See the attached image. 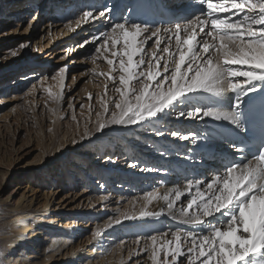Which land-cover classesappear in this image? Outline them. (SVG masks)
Segmentation results:
<instances>
[{"label": "snow or ice", "instance_id": "snow-or-ice-1", "mask_svg": "<svg viewBox=\"0 0 264 264\" xmlns=\"http://www.w3.org/2000/svg\"><path fill=\"white\" fill-rule=\"evenodd\" d=\"M197 3L202 6L198 12L176 15L178 22L170 27L153 28L122 16L119 22L110 23L107 31L81 43V47L96 44L92 63L103 59L110 70L93 72L112 81L114 94H118L105 99L109 89L104 85L105 96L99 97L94 130L86 123L81 139L113 125H143L170 113L177 119L207 118L250 133L252 140H259L258 151L251 159L243 162L244 144H232L241 162L226 164L222 173L206 183L186 179L183 189L176 185L163 194L153 188L137 198L146 202L138 216L117 210L104 227L167 215L187 227L137 236L132 243H144L136 255L147 254L152 264H181V258L186 264H264V0ZM148 10L159 11L151 6ZM109 13L110 8L96 14L84 11L74 23L79 27L90 19L111 20ZM72 24L69 21L66 27L72 28ZM153 37V47L146 50ZM10 54L15 56L17 52ZM229 93L234 97L230 103L226 99ZM88 98L92 99L91 93ZM54 99L57 103L63 99L62 88ZM185 105L191 107L186 111ZM72 119L76 120L75 112ZM171 135L197 139L195 133L173 131ZM185 196L186 203H178ZM153 201H163L164 206L158 212L147 210ZM124 244L121 241L117 248L122 250Z\"/></svg>", "mask_w": 264, "mask_h": 264}, {"label": "rangeland", "instance_id": "rangeland-1", "mask_svg": "<svg viewBox=\"0 0 264 264\" xmlns=\"http://www.w3.org/2000/svg\"><path fill=\"white\" fill-rule=\"evenodd\" d=\"M109 1L110 0H93V6H87L86 9L93 10L94 6H101L104 10L105 8L112 9ZM165 1L170 5L174 1L184 2L185 0ZM34 5L35 8L27 10V14L24 15L21 20L20 23L22 25L17 32H12L16 29L14 26L9 28L0 27V68L3 66L1 68L3 73L6 68L10 72L11 70H13V73L15 72L6 83V86L17 81L20 83L12 87L13 90L11 93L8 92L9 89H7L4 93L0 94V260L2 263H6V259L10 256L7 252V245L4 238L12 234V230L8 227V220L13 213L9 215L6 211L12 207L18 208L19 204L17 201L22 198L24 192H19L16 189L25 187L32 189L35 195H38L40 198L39 201L36 202V207H44V197H50L48 210H50L51 218L56 217L57 219L54 224H60V226L63 225V227H65L66 221H68L67 223L72 221V224L67 228L70 230L71 234L76 232V226H78V223L80 224L76 235H74V240H77L75 242V244H77V237L80 236L79 240H82L84 243L83 249L90 250L91 252L95 250L94 255L99 256L101 251L98 249L99 246L101 247L103 238L109 237L111 239L110 244H116V247L121 241H124L125 244L121 256L115 260L105 261L103 264H152L147 254L141 253L140 255H136L144 242L142 241L141 245L138 246L132 243L133 240H135L137 236L146 237L153 231L174 230L178 227L187 226L181 225L167 216H161L159 219L138 218L134 220H125L119 225L108 228L104 226L107 225L110 217L117 214V210H127L129 213L134 212L138 216L142 205L146 202L142 199L137 200V198H142L147 191L153 188H159L162 194L165 188L171 187L172 177L177 173L176 167H174L175 161L178 160V166H181L183 164L182 158H184L185 153L190 151V147H187L188 149L185 153L177 151L176 154H170L174 149V145L179 144L183 139L171 135V132L176 131L175 127L179 124L172 126L166 122V126L161 125L166 127V129L161 130L165 133L164 136H161V139H152L150 144L146 143V140V142H142L141 144L146 146L152 144L151 146H153L154 143H161L167 139H171L169 142L170 148H166L161 152L164 160L158 157L157 159H152L149 164L143 163L145 162L143 157L146 156L137 154L138 151H136V156H133V158L131 157L125 170L129 169L130 164L139 163L140 165L143 164L140 171L146 173V175L138 176L135 181L128 177L130 176L129 172H125L124 176H120L119 179L115 178L113 181H108V184L104 187H102L105 183L104 181L96 186L93 185V182L91 184L89 182L91 176L95 177L96 169H98L101 164V162L97 161L99 156L95 155L98 153L99 149L97 147L94 149L91 148L92 150L90 149V153L92 160H94L93 163L98 164H91L87 168H83V172L85 171L86 174H89L90 178L83 182L84 185L79 183L78 187L69 189L67 186V177L64 176V173H60L62 174L60 180H62L67 187H55L54 191H58V193L53 197L50 196L54 193L49 190L47 184L42 186V175H40V171L44 164L50 162L52 158L51 154L54 152L53 150L56 149V145L63 144L65 150L60 156L67 155L69 149L73 150L76 148L74 147V140L77 141L76 143L82 141L81 137L86 123L88 128L94 130L96 123L95 113L100 111L99 97L103 95V90L99 85V81L104 79V76L94 74L93 69L95 73H108L109 69V66L103 59L98 58L95 64L92 63L91 57L96 47L95 43L90 42L83 47L80 45L85 39L91 40V37L98 32L103 30L107 31L108 27L105 26L106 24L103 22L96 23L97 25L104 24L103 27L100 28V31L91 30L93 26H96L94 24H88L82 29L80 26L77 27L74 23L78 18L69 19V21H73V27L76 26V32L73 36L69 37V39H64L62 33H58V30L55 33L56 29H53L52 24L63 26L67 25L69 21L63 24L53 17L49 19L48 22L47 18L50 15L46 12L48 8H45L44 5L41 4V0H37ZM82 6L85 7V3H82ZM63 8V10L56 13L52 11L49 12L54 13V16L58 19V14H62L66 6H63ZM170 8L176 10L173 7ZM51 16L52 15H50V17ZM2 17L4 18L3 15ZM2 17H0V19H2ZM108 21L111 22L112 20ZM100 22L102 21L100 20ZM112 22L114 23V21ZM60 29H63V27L59 28V30ZM150 40H148L145 45L146 50L153 47V43L151 45ZM21 45L24 46L21 47ZM44 46H49L50 49L44 51L42 49ZM11 51H16L17 54L12 56L10 54ZM30 62H32L31 66L28 65ZM21 66L26 69H21L20 73H17ZM61 69H64L63 73H61ZM31 75L35 78L25 82ZM60 76H63V78L65 77L63 85L64 97L60 108L57 110L56 107H54V97L56 95L55 89L60 83ZM53 77H56V79H53ZM49 92H51V95H49ZM89 93L92 95L95 94L93 106L89 103ZM109 95L110 97L105 96V99L113 98L114 95L118 94H114L112 89L108 96ZM69 104H72L73 108H69ZM82 105L83 108L81 107ZM189 107L191 106L185 105L184 108L187 111ZM50 109H55V111H57V118H55L54 121L51 117L55 115V112L50 111ZM73 112H75L76 120L72 119ZM162 119H164V117L159 119L161 124L164 123ZM188 124L189 126L191 125L190 123ZM114 126L116 125L110 126L104 129V131L109 129L112 130ZM207 132L210 135H212V133L216 134V132ZM180 133L185 135L189 134V132H185L184 130H181ZM107 134L109 133L101 136V139L106 138L107 141ZM63 135H65L64 138ZM212 136L216 137L218 135ZM92 138L93 136L89 139ZM141 138L145 139V137ZM204 138L205 136L201 139ZM111 139L116 140L113 138ZM83 140V144H86L88 138L86 137ZM188 141H190V137L187 139V142ZM108 142L111 141L108 140ZM124 149L125 144H122V147L117 151L119 156L121 155V157H124ZM166 150L170 152H165ZM141 151L145 152V150ZM137 155L139 158H137ZM221 155V153L214 152L213 155L208 154L204 156L205 164L200 167L201 170L192 171L191 176L189 178L185 177L184 184L180 187L182 189L184 188L186 179H199L206 183L211 180L213 175L219 174L224 169L220 165L216 166L217 163L222 162L220 161ZM53 156L56 157V154ZM57 158H59L58 155L55 160H57ZM166 158L167 160H165ZM212 159L213 161H210ZM155 160L156 163L153 164ZM146 162H148V160ZM65 167L71 174H74V179L71 181L73 186L75 178L79 176L78 168H75V165H67V163H65ZM144 169L152 170L147 171ZM62 171H64V168L61 165L59 172ZM113 173L114 172H111L109 175ZM141 181H145L151 186L145 187L146 184L140 185ZM201 187H203V185H201ZM25 196L28 198L30 195L27 194ZM102 197H106V199H102ZM182 200L186 203L187 197H184ZM25 203L26 201L24 202L23 200L20 207H23ZM157 207L158 204H156V201H153V203L148 206L147 210L156 211ZM55 212H58V215H54ZM81 212L85 214L82 219L78 216ZM135 220H137L138 223H143L141 226V234L135 232L137 227H139L134 224L132 225ZM98 229L101 230L100 234L94 237L93 233L97 232ZM105 234L107 236H105ZM110 248H108V250H110ZM118 250L120 249L117 248V251ZM130 252L132 253L131 256L129 255ZM127 254L128 258L126 259ZM181 264H186L183 258H181Z\"/></svg>", "mask_w": 264, "mask_h": 264}, {"label": "bare ground", "instance_id": "bare-ground-1", "mask_svg": "<svg viewBox=\"0 0 264 264\" xmlns=\"http://www.w3.org/2000/svg\"><path fill=\"white\" fill-rule=\"evenodd\" d=\"M37 0H0V17L2 15V19H0V27H16L14 31L17 32L19 28L21 27V20L23 19L24 15L27 14V10L30 8H35V2ZM92 1L93 0H41V4L44 5V7L48 8L46 9V12L50 15L48 16V22L49 19L53 18L55 20L60 21L63 24H66V21H69V19L79 18V16L84 12L88 11L86 9L87 6L92 7ZM119 0H110L109 4L111 5L112 9L115 7V3H117ZM82 3H85V7L82 6ZM63 6L66 7L65 13L68 12V16H65L63 14H58L59 18L56 19L54 16V13L57 11L63 10ZM173 7L176 10H173L170 7ZM169 10H171L170 14V23L158 26L160 28H166L170 27L173 23L178 22L175 18L176 15H184L186 13H195L198 12L197 10H200L202 6L197 3V0H185L179 1V2H172L170 4ZM111 9V10H112ZM103 7L101 6H94L93 10L94 14L98 13L99 11H103ZM49 11H52L54 13H51ZM110 15V13L108 14ZM100 20L102 22H100ZM106 24L109 28L110 23H113L112 21H108V19H105L104 17H100L97 20H89L87 23H82L80 25V28L86 27L88 24H94L96 26H93L91 30L93 31H100L101 27H103L102 24L97 25L96 23H103ZM74 25V24H73ZM72 28L66 27V25H53V29H56L55 33L58 30V33H62V36L64 39H69V37L73 36V34L76 32V26ZM49 27V26H47ZM63 27V29H60ZM74 29V30H73ZM50 31V29H49ZM104 31V30H103ZM11 32V33H12ZM156 39V37H153L150 40V44L154 42L153 40ZM162 40L168 39L167 36H161ZM70 41V40H67ZM153 41V42H152ZM149 44V45H150ZM163 47V44L161 45ZM44 51H47L50 49L49 46H44L42 48ZM41 49V50H42ZM166 55V54H165ZM163 63V62H162ZM28 65H32V62H30ZM10 66V65H9ZM3 67V66H2ZM1 67V68H2ZM0 68V94L4 93L7 89L8 92L11 93L13 90L12 87H15L19 85L20 83L13 82L6 86V83L11 78L13 73V70L8 71L6 70L1 71ZM21 69H26L25 67L21 66L17 73H20ZM110 69H108L109 72ZM8 71V72H7ZM10 72V73H9ZM115 75V73H113ZM35 77L31 75L25 82H28L29 80H33ZM65 77L63 80H60L59 86L55 89L57 96L61 88L63 89ZM100 87L103 90V95L105 96V88L104 85H108L107 97L108 94L113 89V82L110 80L101 79L100 81ZM34 83V82H31ZM29 83V84H31ZM259 94V93H258ZM257 94V95H258ZM102 95V96H103ZM95 94L92 95V99H89L90 105L93 106V98ZM64 97V94H63ZM233 94L229 93L228 97L226 98L227 101L230 103L233 99ZM247 99V98H246ZM55 101V99H54ZM61 101L57 103L54 102V107L58 110L61 105ZM203 103H207L206 100H202ZM185 107V106H184ZM57 111H55V115L51 117V119L54 121L55 118H57ZM164 123H160L161 118H163ZM166 122L171 124L172 126H176V124H179L175 127L176 131L184 130L185 132H192L197 136L196 140H193L190 137V141L187 142V139H183L179 142V144L174 145V149L171 151L170 154H176L177 151H182L185 153L187 151V147H190V151L185 153L183 160V164L181 166H178V160L175 161L174 167H176L177 173L175 176L172 177V186L167 187L163 190L162 194L167 191L168 189L173 188L176 185L181 186L184 184V178H189L191 176L192 171H200V167L205 164L204 162V156L210 154L213 155L214 152L221 153V160L224 158V156L232 157L234 156L232 148L230 146V141L227 137L220 136L219 133L216 131L215 127H213V124L218 126H225L229 128H233L232 126L228 125L227 123H218L211 119H204V120H198L193 118H187V117H181L177 119V116L175 113H170L167 115L160 116L158 119L153 120L151 122L143 123V125H135V126H129V127H122V126H114L112 130H106L102 132H94L92 135L93 138L87 140L86 144L84 143V140L75 143L73 150L69 149V153L67 155H62L63 151L65 150V147L63 148V144L56 145V149L53 150L50 159V162L48 164H44L42 170L40 171V175L42 178V186L47 184L49 186V190L52 191L54 194H51L50 196H54L58 193V191H54L55 187H63L66 186V184L63 183L60 178H62V174L64 173L68 179V188H75L79 186V183L81 185H84L83 182H85L86 179H89V174H86L85 171L83 172V168H87L91 164L96 165L98 163H93L94 160H92V156L90 151L91 148H98L99 151L97 156H99V159L97 161L101 162L98 169H96V175L95 177L91 176L90 178V184L93 182V185H100L105 182L102 187H104L106 184H108V181H113L115 178L119 179L120 176H124L125 172H129L128 176L131 180H137L138 176L146 175V173H142L140 171L142 169L143 164H135L136 166H131L133 164H130L129 169L125 170V167L129 164V160L131 157L136 156V151H138L137 154H142L146 157H143L145 162L149 164L152 159H157L158 157H161L162 160L163 157L161 152H163L166 148H170V141L171 139H167L164 142L161 143H154L153 146L149 145H141L142 142H147L150 144L153 140H157V138L161 139L162 137L160 135H157V131H161L166 129ZM190 123L191 125L189 126ZM165 125V126H161ZM207 131L210 132H216L218 136L214 137L210 135ZM106 133H109L106 135L108 138L106 141V138L101 139L103 135ZM164 136V135H163ZM203 136H205L204 139H201ZM65 135H63V138ZM141 137H145L141 138ZM168 137V136H167ZM116 139V140H112ZM110 140L111 142H108ZM149 140V141H148ZM65 144V142H64ZM122 144H125L124 149V157L119 156L118 150L122 147ZM158 145V146H157ZM80 146V148H79ZM157 146V147H156ZM84 148V149H83ZM76 149V150H75ZM83 149L82 151H80ZM91 149V150H90ZM141 150H145V152H142ZM97 151V150H96ZM214 151V152H213ZM165 152H170L169 150H166ZM56 154V157L58 155L59 158L55 160L56 157L53 155ZM127 155V156H126ZM105 156V157H103ZM84 157V159H83ZM103 157V158H102ZM108 157H111V160L108 159ZM137 158L138 155H137ZM171 159V158H170ZM135 160V159H134ZM142 160V159H141ZM148 160V162H146ZM167 160V158L165 159ZM187 160V161H186ZM60 161V162H58ZM96 161V162H97ZM65 163L70 166H74L75 168H78L79 176L75 178L74 185L72 186L71 181L74 179V174H71L65 167ZM156 163V160L153 162V164ZM63 166L64 171L59 172L60 166ZM216 165V164H214ZM222 166V162L217 163L216 166ZM223 171V170H222ZM222 171L220 173H222ZM111 172H114L112 175H109ZM190 173V174H188ZM84 175V177H83ZM114 175V176H113ZM63 176V177H64ZM215 175L212 176V178ZM211 178V179H212ZM191 179V178H190ZM38 181V180H33ZM202 181V180H201ZM145 185V187H150L151 185L149 183H146L145 181H141L140 185ZM66 186V187H67ZM88 186V185H87ZM101 187V188H102ZM80 188V187H79ZM17 191L24 192L22 195V198L18 200V208H10L8 209L7 214L10 215V213H13L10 215L8 227L12 230V234L9 235V237H5V243L7 245V252L10 254V256L6 259V263L2 264H103L105 261H111L115 260L116 258H119L121 254L123 253V250H118L116 244L111 245L110 244V238L105 237L102 240L101 247L99 246V251H101L98 255L95 254V250L91 252L90 250L83 249L84 243L80 239V236L77 237L78 243L75 244L77 240H74V235H76L78 228L80 227V224L78 223V226H76V232L74 234L70 233V230H68V226L72 224V221H66L65 227L63 225L60 226L57 224H54L56 222V217L51 218L50 210H48V206L50 205V197L45 196L44 194V207L37 206L36 202L39 201L38 195H35V192L30 188H17ZM18 193V192H16ZM29 194L30 196H25ZM38 197V198H37ZM186 197V196H185ZM184 197H182L183 199ZM26 201L25 205L23 207H20V204L22 201ZM178 203H185L184 200ZM156 204H158V207L155 212H158L161 207L164 206L163 201H156ZM38 205V204H37ZM36 207V208H35ZM58 215V212H55L54 215ZM81 219L85 216L83 212H81L79 215ZM167 216V215H163ZM168 217V216H167ZM73 218V217H72ZM170 218V217H168ZM159 219V218H158ZM137 225V229L135 232H138V234H141L142 230V224L138 223L137 220L132 223V225ZM60 226V227H59ZM137 234V233H136ZM105 236H107L105 234ZM112 246V247H111ZM111 247V248H110ZM110 248V250H108ZM94 256V257H93ZM126 259L128 258V254L126 255ZM102 258V259H99ZM125 259V260H126ZM1 261V260H0Z\"/></svg>", "mask_w": 264, "mask_h": 264}]
</instances>
